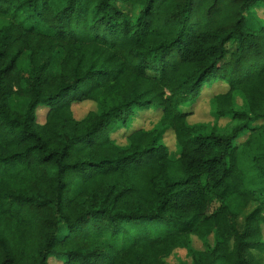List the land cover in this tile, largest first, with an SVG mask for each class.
<instances>
[{
  "label": "trees",
  "instance_id": "trees-1",
  "mask_svg": "<svg viewBox=\"0 0 264 264\" xmlns=\"http://www.w3.org/2000/svg\"><path fill=\"white\" fill-rule=\"evenodd\" d=\"M261 8L0 0V264H263ZM212 79V121L189 122Z\"/></svg>",
  "mask_w": 264,
  "mask_h": 264
},
{
  "label": "rangeland",
  "instance_id": "rangeland-1",
  "mask_svg": "<svg viewBox=\"0 0 264 264\" xmlns=\"http://www.w3.org/2000/svg\"><path fill=\"white\" fill-rule=\"evenodd\" d=\"M257 13L259 17L264 18V8L259 9ZM217 81L218 80L212 79L210 81L205 82L203 85L204 90L202 89L203 92L196 98L195 103H192V104L189 103L188 105L185 106V110L190 111V115L188 116L189 122L193 123L197 121L198 122H206V121L211 122L212 121L213 118L209 110V98L213 94L218 93V92H223L226 89V86L224 85V83L217 82ZM72 107H73V112H74L75 117L79 118L84 113H86L89 109L93 108V103L88 102V101H83L80 103L73 104ZM45 110H46V107L45 108L43 107L39 110V112L41 111L45 112ZM159 112L160 111H156V110H143L142 112L136 115L135 119L131 118L127 121L126 128H128L132 123L131 129L139 128V127L148 129L157 121L159 117ZM40 118H42V116ZM226 121L227 119H223V118L219 119L218 124L222 126ZM129 132L130 130H126L125 128H123L115 132L113 136L116 138L118 142L124 143L125 136ZM164 142L166 143L170 151L174 150L175 141H174V137L171 131H168L165 133ZM137 224H140V225L143 224L140 227V230L144 229L143 231H148V232H151L152 234L161 233L166 229V225L161 221L156 224H151L150 222H146V221L137 222ZM263 235H264V231H263ZM193 243L196 247H200V242L197 238H194ZM255 252L258 253L257 250H255ZM261 252H263L262 261L264 264V251L261 250ZM184 254H185V251L183 249H177L175 255L171 256L169 260L171 263L176 264L178 258H185ZM51 264H57V263L52 260Z\"/></svg>",
  "mask_w": 264,
  "mask_h": 264
}]
</instances>
